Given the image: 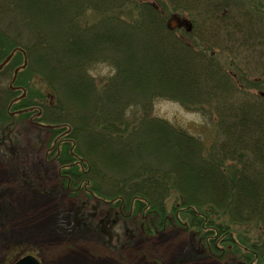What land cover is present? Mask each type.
<instances>
[{
  "label": "trees",
  "instance_id": "1",
  "mask_svg": "<svg viewBox=\"0 0 264 264\" xmlns=\"http://www.w3.org/2000/svg\"><path fill=\"white\" fill-rule=\"evenodd\" d=\"M166 1L175 11L195 12L204 26L217 15V26H195L188 34L196 39L188 41L169 28L165 8L149 0H0V15H11L14 25L11 35L0 32L2 61L14 56L10 62L26 65L45 86L41 103H12L49 123L53 135L62 133L56 157L72 175H64L67 182L116 201L119 215L135 212L151 229L187 215L184 228L199 234L203 249L227 243L244 263L264 264V92L242 91L240 79L211 50L224 41L236 44L241 33L243 45L264 58V17L240 13L244 8L233 0ZM101 63L112 71L96 79L93 68ZM258 65L264 76V62ZM158 97L212 106L217 139L208 155L199 138L152 116ZM68 105L77 111L66 114ZM141 157L160 166L131 161ZM110 177V190H102ZM169 179L180 193L171 213L164 205ZM239 224L255 226V238L235 240L231 226Z\"/></svg>",
  "mask_w": 264,
  "mask_h": 264
},
{
  "label": "rangeland",
  "instance_id": "2",
  "mask_svg": "<svg viewBox=\"0 0 264 264\" xmlns=\"http://www.w3.org/2000/svg\"><path fill=\"white\" fill-rule=\"evenodd\" d=\"M136 1L130 0L133 3ZM149 1L164 7L163 13L169 17L168 20L174 14L189 19L192 22L190 32L195 26L197 30L208 28L209 25L212 28L217 26V15H211V21L209 19L204 26L202 18L192 17L195 12L175 11L166 0ZM233 2L241 3L244 9L240 13L244 15L247 12L256 19L264 17V0ZM199 8L205 11L209 6L203 3ZM231 8L233 12L236 11L233 4ZM10 18L11 15H0L1 33L9 35L14 32ZM176 32L188 41L196 39L184 28L177 27ZM1 33L0 49L5 44ZM221 34L224 36L226 32L221 31ZM235 36L236 44L224 41L225 45L211 49L215 53V61L236 74L241 86L246 87L242 91L246 90L249 94L264 92V76L261 75L262 69L258 68V64L264 62L263 56L254 54L250 44L243 45L241 33ZM257 50L258 54L263 52L262 47ZM2 55L0 53V264H13L26 254L36 256L42 264H246L241 256L232 252L233 249L225 247L227 243L220 244L214 252L203 249L197 236L199 234L184 228L185 221L190 218L187 215L182 216L184 221L176 225H159L151 229L138 214L132 215L135 212L119 215L116 201L98 199L83 188L85 184L75 186L67 182L64 175H71L66 172L69 171L68 167L62 169L56 157L59 156V146L63 148L64 145L57 147L55 139L61 138L62 133H54V137L49 123H43L36 115H25V109L17 108L12 103L19 98L25 103L27 100L40 102L45 92L44 84L32 79L26 65L18 68L17 60L10 62V59V65L9 62L6 65L2 62ZM111 71V66L105 63L93 68L96 79L107 76ZM18 82L24 86L30 82L32 86H22L25 90H20L14 84ZM151 107L152 116L165 119L199 138L208 155L217 139V118L212 106H189L174 99L158 97L153 100ZM66 110V114L77 111L73 105H68ZM63 138L66 137L63 135ZM95 159L98 160L97 157ZM131 161L151 162L153 167L160 166L156 160L145 157ZM78 170L75 169V172ZM109 179L111 177L103 179L102 190H110ZM167 181L169 191L164 205L167 212L171 213L173 207L180 203V193L172 179ZM87 185L91 187L92 182ZM108 216L110 220L105 226L104 220ZM222 220L218 218L216 222ZM231 228L230 234L235 240H239L242 235L252 240L255 238L253 225L239 224Z\"/></svg>",
  "mask_w": 264,
  "mask_h": 264
},
{
  "label": "water",
  "instance_id": "3",
  "mask_svg": "<svg viewBox=\"0 0 264 264\" xmlns=\"http://www.w3.org/2000/svg\"><path fill=\"white\" fill-rule=\"evenodd\" d=\"M181 27L185 26L187 30H191L192 28V23L190 20L186 18H182L179 15H173L172 20L169 21V27L174 28V27ZM14 264H41L40 261L38 260L37 257H35L32 254H27L21 258H19Z\"/></svg>",
  "mask_w": 264,
  "mask_h": 264
}]
</instances>
